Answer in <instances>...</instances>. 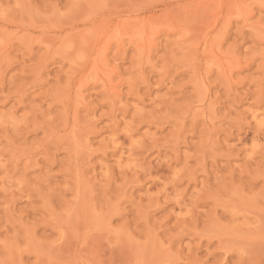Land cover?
<instances>
[{
    "label": "rangeland",
    "instance_id": "rangeland-1",
    "mask_svg": "<svg viewBox=\"0 0 264 264\" xmlns=\"http://www.w3.org/2000/svg\"><path fill=\"white\" fill-rule=\"evenodd\" d=\"M0 264H264V0H0Z\"/></svg>",
    "mask_w": 264,
    "mask_h": 264
},
{
    "label": "bare ground",
    "instance_id": "bare-ground-1",
    "mask_svg": "<svg viewBox=\"0 0 264 264\" xmlns=\"http://www.w3.org/2000/svg\"><path fill=\"white\" fill-rule=\"evenodd\" d=\"M236 3V5L238 4L239 5V3H238V1H236L235 2ZM91 6V5H90ZM84 11H86V10H84ZM108 16V15H107ZM118 16V15H117ZM120 18V17H119ZM111 19L112 18H110V19H108V25H107V27H105V28H108V29H105L104 28V32H103V30L98 26V27H95V28H93L94 26H92V27H90V26H87V27H85V28H82V29H80V30H77L78 31V34H79V32L81 33V34H83V35H87V34H95V33H100V31H102L104 34H108L109 33V31H111L112 29L113 30H118V31H120V32H123L122 30H124L125 29V26H124V24L122 25V21H121V19H120V21L117 19L116 20V24L115 25H112V22H114L113 20H112V22H110L111 21ZM104 20V19H103ZM97 23V24H96ZM96 23H94L95 25H98V22H96ZM123 23H124V21H123ZM139 23V22H138ZM136 26V28L137 29H139L138 28V26H139V24H137V25H135ZM135 28V27H134ZM135 28V29H136ZM73 29V28H72ZM134 29V30H135ZM142 29H144V27L142 28ZM133 30V31H134ZM126 31H128L127 29H126ZM132 31V32H133ZM137 31H139V30H137ZM144 31V30H143ZM146 31V30H145ZM134 33V32H133ZM92 36V35H91Z\"/></svg>",
    "mask_w": 264,
    "mask_h": 264
}]
</instances>
